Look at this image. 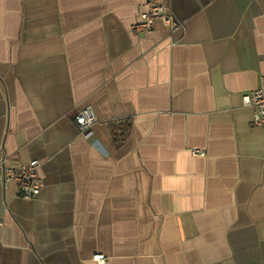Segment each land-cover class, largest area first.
<instances>
[{"label": "crops", "instance_id": "crops-1", "mask_svg": "<svg viewBox=\"0 0 264 264\" xmlns=\"http://www.w3.org/2000/svg\"><path fill=\"white\" fill-rule=\"evenodd\" d=\"M0 0V264H264V0ZM90 106L87 138L74 116ZM203 155H193V150Z\"/></svg>", "mask_w": 264, "mask_h": 264}, {"label": "built area", "instance_id": "built-area-1", "mask_svg": "<svg viewBox=\"0 0 264 264\" xmlns=\"http://www.w3.org/2000/svg\"><path fill=\"white\" fill-rule=\"evenodd\" d=\"M161 22L174 31L182 26V22L176 19L169 8L157 0H147L137 20L131 25L133 32H148L155 22ZM242 103L252 108L251 124L264 129V77H261L259 85L242 95ZM96 121V115L90 106H84L74 116V123L79 135L89 137L91 127ZM193 155L202 156L200 150H193ZM40 163L33 159L25 164L11 166L0 159V182L3 188L7 183L15 184V196L22 199L36 198L41 189V179L38 174ZM99 264H106L107 258L100 253L92 256Z\"/></svg>", "mask_w": 264, "mask_h": 264}]
</instances>
